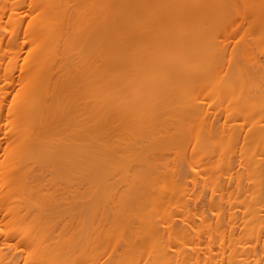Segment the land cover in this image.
<instances>
[{"label":"bare ground","instance_id":"obj_1","mask_svg":"<svg viewBox=\"0 0 264 264\" xmlns=\"http://www.w3.org/2000/svg\"><path fill=\"white\" fill-rule=\"evenodd\" d=\"M260 29L264 0H0V264H264Z\"/></svg>","mask_w":264,"mask_h":264},{"label":"rangeland","instance_id":"obj_2","mask_svg":"<svg viewBox=\"0 0 264 264\" xmlns=\"http://www.w3.org/2000/svg\"><path fill=\"white\" fill-rule=\"evenodd\" d=\"M237 8H238V9H237ZM239 9L241 10V12H243L242 9L239 8V6L237 5L236 10L239 11ZM234 27H237V24H235ZM254 31H255V30H254ZM257 31H260V32H258L255 36H256V37H257V36H258V37L260 36L261 38H258V37L256 38L254 35L251 36V32H252V31L249 32L250 34H248V35L246 34V38H250V39H251V38H254V37H255L254 39H255V40H258V44H259L258 51H259V52H262V51H260V50L262 49L263 52H264V43H263V42H264V29H263V30L260 29V30H257ZM254 33H256V32H254ZM254 33H252V34H254ZM235 36H236V37H235ZM235 36H233V37L231 38V40H232L233 38H236L235 41L239 40L238 38H239L240 36H239L238 34L235 35ZM238 36H239V37H238ZM247 36H248V37H247ZM254 39H253V40H254ZM232 41L234 42V39H233ZM260 42H261V43H260ZM259 48H260V49H259ZM259 155H260V156H259ZM261 155L264 157V153H260V154L257 155V156L259 157V160H258L257 156L255 157V159H254V160H255V161H254V162H255V165H256L257 163H262V161H263L264 158L261 159V158H262ZM256 159H257L258 161H256ZM260 159H261V160H260ZM259 161H260V162H259ZM236 165H237L238 167H241V166L238 165V163H237ZM237 166H235V169L238 168ZM235 169H234V170H235ZM203 201H204V200H203ZM203 201L201 200L199 203L202 204ZM236 208H239V207H236ZM5 250H7V249H5Z\"/></svg>","mask_w":264,"mask_h":264}]
</instances>
